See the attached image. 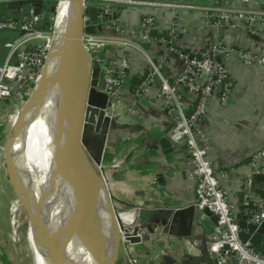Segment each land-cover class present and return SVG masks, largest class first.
Instances as JSON below:
<instances>
[{"label":"built area","instance_id":"obj_1","mask_svg":"<svg viewBox=\"0 0 264 264\" xmlns=\"http://www.w3.org/2000/svg\"><path fill=\"white\" fill-rule=\"evenodd\" d=\"M10 1L13 0H0V6ZM239 3L241 6L239 9L231 10L220 7L197 8L184 2L84 0V9L93 6L100 10L95 25H100L101 31L95 34L84 33L82 42L92 69L96 68L98 71L96 90L107 95L109 106L105 112L110 118L115 116V111L120 107L122 98L130 86L128 72L131 69L132 58H138L141 65V76L131 90V106L137 112L138 105H144L151 87L158 85L156 99L165 124L148 129L145 139L136 142L137 147L146 152L153 150L150 140L147 139L149 137L154 139L156 143L153 141L151 144L157 149L158 140L165 136L171 147L180 146L186 152L191 165L189 180L195 183L194 208L197 220L206 219L204 209L217 217V224L214 227L216 237L207 246L208 254L217 258L218 264H264V252L253 251L249 242L242 243L239 239L241 229L234 214L238 205L251 206V210L246 214L247 223L259 226L264 221V201L255 192L257 177L264 175V150L253 152L248 158V171L241 182L240 193L232 200L221 186L207 158L209 141L203 127L210 100L217 97L222 105H226L233 88V81L224 58L233 56L249 67H264V55L240 47H228L222 43H211L198 52H184L176 43V37L180 32L177 23L180 13L196 9L201 10V19L205 25L214 27L243 25L250 35H254L258 25L264 26V0H239ZM127 6L144 9L137 28L127 27L115 16L122 7ZM166 8L171 9L174 17L165 32L158 33L157 18L153 11ZM86 21L88 18L84 17V23ZM41 25V17L32 13L18 20L8 19L0 14V31L18 32L15 38L5 43L7 55L5 62L0 65V128L6 124L7 107L15 101L19 107L25 103L42 66L49 57L47 52L53 25H50L48 30L42 29ZM153 39L157 44L156 52L155 55H150L145 44ZM108 51L111 52L110 55ZM174 57L183 61V69L176 74L166 73L165 66ZM187 96L191 97V105L185 101ZM169 125L171 129L163 135L162 131ZM97 171L107 185V173L101 164ZM148 182L152 188H156L155 180ZM9 215V236L15 250L14 246L18 241L15 227L17 213L10 208ZM134 224L122 226L133 227ZM146 231L143 228L137 235L142 236ZM163 232L169 233L168 228L158 227L150 237L161 235ZM119 233L120 241L126 242L124 232L120 230ZM193 244L196 245V242ZM225 247L227 249H224ZM124 249L128 263L137 264V261L129 256L127 247Z\"/></svg>","mask_w":264,"mask_h":264},{"label":"crops","instance_id":"obj_2","mask_svg":"<svg viewBox=\"0 0 264 264\" xmlns=\"http://www.w3.org/2000/svg\"><path fill=\"white\" fill-rule=\"evenodd\" d=\"M150 1L184 2L197 8L220 7L237 10L241 7L239 0ZM0 12L5 18L12 20H18L32 13L30 8L12 9L5 5L0 6ZM143 12L144 9L140 7L127 6L122 7L115 16L127 27L137 28ZM153 13L157 18L156 32H165L174 17L171 9L154 10ZM177 23L180 32L176 37V43L184 52H198L211 43H222L228 47H240L264 55V26L262 25L256 27L254 35H250L243 25L209 26L202 21L201 10L197 9L180 13ZM17 35L18 32L15 30L0 31V65L5 62L7 55L5 43ZM156 45L154 39L145 44L150 55H155ZM110 54L111 52L108 51V55ZM224 63L233 81V88L226 105H222L217 97L210 100L203 127L209 141L207 158L221 186L233 200L239 195L241 182L248 171V158L253 152L259 149L264 150V67H249L233 56L225 57ZM182 69L183 61L174 57L164 70L166 73L176 74ZM128 76L131 83L122 98L120 107L115 111V116L111 118L113 123L101 165L106 170L108 165L113 163L114 151H119L120 154L117 156L119 161L122 164L126 161L127 165L132 166L136 185H133L130 197L138 202L142 220L147 221L156 215L159 209L167 211L171 208L194 206L195 183L189 180L191 165L182 147H172V152L167 154L158 143L159 147L156 149L155 145L151 144L154 139L149 137L147 139L150 140L153 150L146 152L137 147L136 142L145 139L148 129L164 126L165 119L159 111V103L156 99L157 84L151 87L144 105H138V112L131 106V90L135 86L133 81L139 80L141 76L138 58L131 59ZM185 101L191 105V97L187 96ZM6 129V124L0 128V138L7 131ZM148 180L156 181V190L149 185ZM255 190L264 194V175L257 177ZM108 192L110 194L109 189ZM11 198L12 192L0 167V264H18L15 259L16 251L9 236L7 206ZM241 207L243 211H240ZM239 213L246 215L248 210L238 205L234 214L236 216ZM157 220L161 226L158 217ZM147 222L156 224L154 221ZM214 227L212 221L206 217L202 221L198 220V223L193 220L190 230L175 225L169 233L163 232L161 235L150 238L149 241L136 244L120 241L116 264H129L125 247L129 250V256L133 257L137 264H201L202 257L205 261L213 259L207 252V246L216 237ZM194 242L196 245L193 244Z\"/></svg>","mask_w":264,"mask_h":264},{"label":"water","instance_id":"obj_3","mask_svg":"<svg viewBox=\"0 0 264 264\" xmlns=\"http://www.w3.org/2000/svg\"><path fill=\"white\" fill-rule=\"evenodd\" d=\"M50 3L51 0H13L7 2L5 6L22 10L30 8L34 16L43 17L49 12H56V7L53 6L48 11ZM83 4L84 0H70L57 55L50 61H45L23 106L22 127H26L44 87L46 68H53L52 78L56 86L55 112L59 117L60 127L63 131H68L69 137L57 166L40 181L33 209H30L23 199L17 173L11 171L1 158L0 167L5 168L1 169L14 196L13 206L17 207L16 213L21 214L22 203L27 206L29 212L26 243L32 264H46L45 252L48 245L42 216L48 205L42 197L48 193L52 198L61 187H64L70 199L71 220L63 241L55 251L56 264H72L73 250L78 245L85 251L88 264H116L120 230L124 232L126 242L136 244L149 241L150 234L158 227H167L172 231L175 225H180L181 228L190 230L193 220L198 223L194 206H187L167 211L159 209L156 215L147 220L156 222L155 225L145 220L139 221L133 227L124 228L120 225L118 215L112 207L107 185L97 171L113 121L105 112L109 106L107 95L96 90L98 71L96 68L92 69L82 42L84 33L95 34L101 31V26L95 25L100 10L93 6L84 9ZM84 17L88 18L85 23ZM50 25V22L43 20L42 29L48 30ZM89 128L92 131L87 134L86 141L84 137ZM170 129L171 125L162 131L163 135ZM157 143L167 154L172 152V147L165 136ZM9 172L15 177L17 188L11 184ZM255 192L264 201V194L257 190ZM243 207L251 210V206ZM243 210L241 207L240 211ZM203 212L214 225L217 224L216 216L207 209ZM157 217L161 221V226ZM235 217L241 229L239 233L241 242H249L255 252H264V221L256 226L247 223V215L239 213ZM143 228L147 231L138 236L137 233ZM201 261V264H218L217 258L205 261L202 257Z\"/></svg>","mask_w":264,"mask_h":264},{"label":"rangeland","instance_id":"obj_4","mask_svg":"<svg viewBox=\"0 0 264 264\" xmlns=\"http://www.w3.org/2000/svg\"><path fill=\"white\" fill-rule=\"evenodd\" d=\"M63 2L64 0H51V6L56 7V12L55 13L49 12L44 15L45 19L43 20L50 22L51 26L53 25V27H54L53 20H55L56 13L58 9L61 7V5L63 4ZM43 20H42L41 27L43 26ZM44 44L46 45V43ZM47 55H49V51L47 52ZM52 55L54 54H51V56ZM48 58L49 59H47V62L48 60L51 59V57L49 56ZM47 70L48 68H46V71ZM31 91H29L28 96L30 95ZM50 94L55 99V89ZM23 106L24 104L20 105L19 107L17 102L15 101L9 107H7V116H8V118H6V126H7L6 130L7 131H5V133H3L2 137L0 138V165H2V159H3V162L9 167V169L17 173L19 188L22 192L23 199L25 203L27 204V206L30 209H33V201H34L36 192L38 190L39 183L43 178L49 175V173L52 171L51 169L53 168V165L42 166L38 160L40 158L39 157L40 155L39 146L36 148H33V145L27 143L26 141L27 139L25 140L23 136L20 137L19 131L22 132V135L24 132L23 127H22V117L24 113ZM54 112H55V107L50 108L48 106H46L45 108H42V110L40 111L41 116L43 118L44 117L47 118V121L45 122L47 138L53 137L52 133L49 130H51L54 127L53 124L57 123L54 120ZM17 117H18V126L14 130L12 128L15 122L14 118H17ZM34 118L35 117L32 114V122ZM11 129L12 131H14L13 133ZM91 131H92L91 128L87 129V133L84 137L86 141L88 140L87 134L90 133ZM11 133L13 135L14 140L20 138L21 142L19 143V145H17L18 149L16 152H14L15 150L14 149L8 153L9 155L6 154V156H2V154H5L3 153L4 150L6 149L7 151V144H8L9 136ZM30 139L31 138H29V140ZM113 154H115L114 156L115 162L108 165L107 169L105 170V172L108 175V189L111 194L110 200L112 203V207L114 209L115 214L120 215V218H119L120 225L127 226L130 223H133V224L138 223L139 221L142 220L141 211L138 210L140 205H138V202H136V200H133L132 197H130V193L133 189V185L134 184L136 185V179L134 177L135 174L131 170L132 166L127 165L126 161H124L123 164L119 161L118 159L119 157H117L120 154L119 151L118 152L114 151ZM29 156L31 160H33V156L38 158V159H35L33 168H36L37 171L40 172L41 176L43 177V178L41 177V180L38 181V187L35 189V191H34V186H33L34 184L28 181V173L30 170L28 168L29 167L28 166ZM15 160H17L19 163L16 164ZM1 168L3 169L4 167L1 166ZM23 174L26 175V177L23 178L24 184H22V179L19 178L23 176ZM9 176H10L11 184L13 185V187L17 188V181L15 177L10 172H9ZM16 193H18V190ZM13 203H14V196L12 195V198L10 199L8 206H7L8 218L10 217L9 215L10 208H12V211L14 212L17 211V207L15 206L12 207ZM45 203H47L48 207L42 216L43 222H44L43 227L46 230V235H50L51 237H53L54 235H53V231L51 230V227L55 223V219H54L55 205L54 204L56 203V197H53L52 203L50 202L49 198L47 199V202ZM27 206L22 203L21 204L22 212L20 215L17 214L15 218L16 219L15 227L17 229L16 234H17L18 241H17V245H15L14 247L16 251L15 259L18 264H22V263L32 264L31 256L29 254L27 243H26V232H27V226H28L27 221H28V214H29Z\"/></svg>","mask_w":264,"mask_h":264},{"label":"bare ground","instance_id":"obj_5","mask_svg":"<svg viewBox=\"0 0 264 264\" xmlns=\"http://www.w3.org/2000/svg\"><path fill=\"white\" fill-rule=\"evenodd\" d=\"M69 5H70V0H64L63 4L61 5V7L58 9L56 13L55 20H53L54 27L52 28V35L49 39L50 41L49 56L51 57V59L54 58V55L56 57L57 52L59 50L60 43L63 37L64 25H65ZM51 54H54V55L51 56ZM52 77H53V68L48 67V70L45 71L44 87L41 91V94L39 96L35 110L33 112V116L35 118L32 122V116H31L28 122V125L26 127H23V131H24L23 135H22V132L19 131L20 137L23 136L25 140L27 139L26 140L27 143L33 145V148H36L38 146L40 148V155H39L40 158L39 159L33 156V160H31L29 156V164H28L29 167L28 168L30 170L28 173V181L34 184L33 185L34 191L38 187V181H40L42 177L40 172H38L36 168H33L35 159H38L42 166L53 165V168L51 169L53 170L63 155V147L69 137L68 131L67 130L63 131L62 128L60 127L59 122H58L59 117L57 116L56 112H54V120L57 123L53 124L54 127L51 130H49L52 133L53 137L47 138L46 136L47 132H46L45 122L47 121V118L45 117L43 118L40 114V111L42 110V108H45L46 106L50 108L55 107L56 96L54 99L52 95L50 94L55 89V95H56V86H55V83ZM14 119H15V122L12 128L15 130V128L18 126V117ZM13 132L14 131H12V133ZM12 133L9 136V140L7 144V151L5 149L3 152L5 154H2V156H6V154H8L10 151L14 149H15L14 152H16L18 149L17 145H19V143L21 142V139L18 138L14 140ZM29 138L31 139L29 140ZM15 162L16 164L19 163L17 160H15ZM33 170L36 172H34ZM25 177H26L25 174L19 177L20 179H22V184H24L23 178ZM53 197H56V203L54 204L55 205L54 207L55 223L51 227V230L53 231L54 236L51 237L50 235H46L47 245H48L47 250L45 252L46 264L47 263L56 264L55 263V251L57 250V248L63 241L65 231L68 225L70 224V220H71L70 199L66 191L64 190V187H61V189L58 192H56ZM53 197L51 198L50 195L46 193L43 195L42 198L44 199L45 202H47V199L49 198L50 202L52 203ZM119 218H120V215H118V219ZM107 220L109 222V218H107ZM42 222H43V218H42ZM43 225H44V222H43ZM72 264H88L85 251L79 245L74 247Z\"/></svg>","mask_w":264,"mask_h":264},{"label":"trees","instance_id":"obj_6","mask_svg":"<svg viewBox=\"0 0 264 264\" xmlns=\"http://www.w3.org/2000/svg\"><path fill=\"white\" fill-rule=\"evenodd\" d=\"M0 14L2 15L1 12H0ZM43 19H45V16H43V17L41 18V20H43ZM155 35H158V33H155ZM134 82L137 84L138 80H135V79H134V81H133V86L136 85V84H134Z\"/></svg>","mask_w":264,"mask_h":264},{"label":"flooded vegetation","instance_id":"obj_7","mask_svg":"<svg viewBox=\"0 0 264 264\" xmlns=\"http://www.w3.org/2000/svg\"><path fill=\"white\" fill-rule=\"evenodd\" d=\"M51 7H52V6H51V3H50V5H49L48 8H47L48 11H50Z\"/></svg>","mask_w":264,"mask_h":264}]
</instances>
